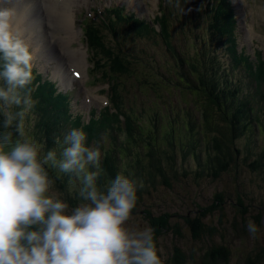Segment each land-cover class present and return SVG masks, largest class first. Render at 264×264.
Masks as SVG:
<instances>
[{
	"label": "clouds",
	"instance_id": "clouds-1",
	"mask_svg": "<svg viewBox=\"0 0 264 264\" xmlns=\"http://www.w3.org/2000/svg\"><path fill=\"white\" fill-rule=\"evenodd\" d=\"M13 3L0 0V264H162L152 228L129 223L136 180L118 172L99 185L98 142L89 146L84 129L72 128L57 141L59 155L56 148L42 154L26 133L34 52ZM46 165L80 182L81 202L70 211L50 192ZM247 231L255 238L259 230L249 221Z\"/></svg>",
	"mask_w": 264,
	"mask_h": 264
},
{
	"label": "trees",
	"instance_id": "trees-1",
	"mask_svg": "<svg viewBox=\"0 0 264 264\" xmlns=\"http://www.w3.org/2000/svg\"><path fill=\"white\" fill-rule=\"evenodd\" d=\"M230 27L232 28V26ZM228 52L232 62L227 71H229V75L232 78L236 76L233 73L235 63H237V60L243 55L238 53L235 44L229 47ZM113 62H118V57H115ZM190 68L192 72H198L199 74L197 82H192L189 90L196 91L201 99L200 113L202 122L201 130L192 131L189 143L184 142L181 145V149L186 147L181 153L182 156H186L191 151L194 153L198 163L197 173L199 176L207 171L206 173L213 179H217L231 167L239 166L241 161L244 162L252 156V151L250 149V147L252 148L251 144L255 143V139L258 138L259 133L264 134V95L246 92L240 81L235 83L230 81L228 86H221L218 84L217 76L214 75L211 67L208 72L202 70L201 66H192ZM192 72H190L189 75L185 74L184 77H191L193 80ZM204 79L206 81L208 80V84H206L207 82ZM212 80L214 83L211 82ZM206 85L209 89L211 88V90H209ZM36 103V106L42 109V116L37 123V126H39L38 136L40 135L41 139H44V141L42 143L39 142L40 140L34 137V134L31 135L28 133V135H31L47 150L55 148L52 145L54 143L53 136L55 133L61 132V126L56 114L61 115L62 111L56 109L55 112L49 114L46 112L48 108L47 104H45L47 103L46 101L39 99ZM0 115L2 116V112H0ZM132 121L135 123L136 128L134 130L136 131L140 126L134 119H132ZM2 122L3 120L0 119V124H2ZM112 122V119L107 115H103L102 119L92 120L87 125V131L90 136L89 140L91 141L94 139L100 145L101 135L105 132H107L111 138ZM15 123L14 121L13 124L15 125ZM190 127L192 130L196 127V124L191 123ZM10 130H12L15 135V128L12 127ZM202 132L205 134L200 139ZM245 134L251 136H248L249 140L245 142L244 146L246 151L243 152L241 148L236 146V141L239 138L242 139ZM201 147L204 148V152L206 153V155L204 153V160L206 162L201 159ZM166 150L167 149H164L161 152L155 147L154 142L148 143V148L146 149L148 157L147 167H150V174L154 176L155 174H160L164 184L169 185L162 161L163 158H165L168 165L171 166L175 162V152L171 149V153H166ZM249 166L252 170H264V146L255 154ZM101 168L102 174L98 180L101 186L104 185L107 179L114 178L118 172L122 171L119 158L110 153H107L105 159L101 162ZM199 168L202 169L199 170ZM46 169L49 173V177L58 184L61 190H68L69 184H74V175L62 173L56 167L49 166L46 167ZM133 173L135 176L138 175L136 176L137 178H133L137 182V203L132 210L131 216L139 214L138 217L142 218L138 219L136 217L130 220L129 223L135 220H137L136 223L142 221L143 224L141 226L137 225L135 222L133 226L139 228H152L162 264H264V244H260L259 241L256 242L249 251L240 255L236 261H233L235 247H233L227 240L228 238H226L232 231L235 232L237 238L247 237L249 235L247 225L250 221V213L253 210L249 207L250 204H246V201L243 200L246 198L243 192L239 193L235 188L233 191L230 189L221 190L215 194L213 199L214 202L212 203L218 205V208H210L205 212L196 211L195 215H201H199L197 222L193 226H189L191 229L189 238L191 237L192 241L193 239L198 240L201 239L203 235L207 234L209 236L204 238L207 239L206 242L210 241V244L205 248L197 249L193 244L187 242L188 246L186 245L183 249L182 246L178 244L179 239L185 236L181 229L182 226H178L177 224L171 225L169 222L171 216H169V218L156 217L153 211L143 208L147 205L145 198L149 193V182L154 181V178L149 179L147 174L142 171L133 170ZM126 174L130 176V174ZM223 193L227 195V200H225V195ZM66 199L72 206H77V199L75 197L72 198V196L66 194ZM225 201L229 204L231 210H235L231 219H229L230 212L228 213L224 210L225 207L220 208L219 206V204ZM216 209L220 210L218 222H204L205 215H207L206 213H211ZM260 217L261 212H258L254 220L258 225L261 223ZM184 219H186L187 223L190 222V217L188 215H186ZM169 230L172 231L166 232ZM225 230H227L226 233ZM164 232L166 234L172 233L173 237H175V241L169 247L161 243L165 241L164 236H161L165 234ZM217 237L219 239H216Z\"/></svg>",
	"mask_w": 264,
	"mask_h": 264
},
{
	"label": "rangeland",
	"instance_id": "rangeland-1",
	"mask_svg": "<svg viewBox=\"0 0 264 264\" xmlns=\"http://www.w3.org/2000/svg\"><path fill=\"white\" fill-rule=\"evenodd\" d=\"M74 1V0H67V2ZM251 4H255V0H251ZM248 0H246L245 6L248 8L251 5ZM262 7H264L262 5ZM246 18H249L248 22V28L252 30L251 36L250 34L244 32L241 35V43L246 44V51L252 53L254 49L258 50L259 48H262L264 45V9H262L260 12L254 13L251 10H247ZM37 17V14L34 13L33 15H28L29 22L32 21L34 26L35 22L34 19ZM49 22L48 26H54L55 27V33L56 37H58V30L60 27L64 26L66 31H68L67 36L70 37V34L73 35L72 32H76V29L78 28L79 24L72 21V20H62L61 21V15L59 11H42L40 13L39 18L37 19V22L41 24L43 27H48L46 25V22ZM27 26L29 27V24L27 23ZM204 26L198 25L196 27L195 31V43L192 45H184L183 48L186 51L194 52L197 48H201L202 46L206 47L207 45H211L212 49H215L214 52L218 56V58L226 63L229 59L227 51L224 47H220L217 45V42L213 40H209L208 44L205 39H201V33L204 30ZM34 28L33 30H35ZM49 29H47L45 35L47 37V32ZM174 35L177 34V30L173 29ZM26 36V35H25ZM183 39L185 42L190 43L191 38L187 36L186 34H183ZM29 39V38H28ZM37 37L32 38L30 40L35 41ZM61 39L64 41L71 42V39L65 38V32H63V35L61 36ZM146 39L139 36H133L126 39V47L129 50L136 49V50H142V49H150L152 51V54H155L154 59L156 60L157 64V72L160 73L162 71L161 66L164 62L167 61L166 58L159 57L163 51L161 50L160 46L157 44L150 45L149 43H146ZM40 43L39 41H36ZM174 40L170 41H163L164 47L168 50V56L172 59L177 60L178 55L173 51L174 46ZM121 46L122 44L119 43ZM125 47V46H124ZM214 47V48H213ZM176 49L179 51L181 56L188 58L190 55L188 53H185L180 46H177ZM73 48L70 50L69 53L73 52ZM128 55H132L131 52H127ZM88 57V55H87ZM150 57L144 56L143 60L137 59L138 62H140L143 66V69L140 68V63H137L132 68L130 65H127L131 70H135L137 72H141L139 75L142 77H147L148 74L154 73L157 76V79H161V82H159V85L155 86V91L161 92L165 91H172L175 89L174 83H167L164 80V77L158 75L154 68L147 62L150 61ZM102 61L107 64L108 60L104 57H102ZM152 61V60H151ZM43 62L40 61V58L37 55L36 65L37 67L42 66ZM135 64V63H134ZM134 72V71H133ZM114 77H121V80L124 83L125 90H123V94L126 98V102L129 101V93L130 90L132 91V95H135L136 90L133 88L134 83H138V80L141 79V77L135 78V76H138L136 73H121L114 75ZM149 78H151L149 76ZM153 80V79H151ZM141 86L138 87L140 92L144 93H150V94H156L155 91H153L151 88L153 86L146 85L144 86L143 83L139 82ZM152 92H151V91ZM138 95L133 96V101L136 102L138 100H142L147 105V116L149 120H153L155 117L159 116V113L157 111H152V108H155L160 106L161 112L165 113V108L163 105H166L169 103V100L171 98L174 100V106H178V99H184L186 104L183 105V108L191 109V115L193 116L195 120H200L199 111L194 110L195 105L193 104L194 96L192 93H186V92H179L178 94L175 93V91H172L171 96L168 97L167 100H161L159 102H155L153 98L150 96H140L136 97ZM76 99V97L73 99V101ZM72 101V102H73ZM80 105V103H79ZM74 108H77L79 106L73 105ZM156 107V108H157ZM155 108V109H156ZM198 108V105H197ZM155 112V113H152ZM0 119L3 120L4 117L0 115ZM33 128H30L32 130ZM184 133H186L185 130H183ZM189 132V131H188ZM28 134V133H27ZM258 138L255 139V143L251 144L252 148L250 147L252 151V156L245 160L244 162H240L239 166L231 167L227 171H225L221 177L217 179H213L208 173L204 172L201 176L197 173L198 163L196 161V158L194 154H187L186 157L182 156V153H176L175 154V162L169 166L168 163L162 161L163 168L165 169V176L168 180L169 185L164 184L162 176L160 174L152 175L150 174V167L146 168V174L149 177V179L154 178V181L149 182V193L146 195L145 201L147 203L146 206L143 208L148 209L150 211H153L156 217H163V218H169V222L171 225H178L182 226L181 229L184 233V237H181L178 241V244L182 246L184 249L185 246L188 243L193 244V246L197 249L205 248L210 244L209 242H206V236H209L207 234L203 235L201 239L195 240L190 237L189 238V232L190 227L193 226L199 217V215H195L196 211L198 212H205L206 210H209L210 208H218L216 204H212L214 202V196L216 193L220 192L221 190H238L239 193L243 192L246 195V198L243 199L246 201V204H250V208L253 210L250 213V221L254 222L256 215H258V212H261L260 222L259 225L254 222L258 228V233L256 235V239L253 238L250 234L247 237H236V234L234 231L230 232L226 238L227 240L232 244L233 247H235V254L233 255V261H236L240 255L243 253L249 251L253 245L256 244V242L259 241L260 244H264V170H252L249 166V163L253 160L255 157V154L259 152L261 147L264 146V134H258ZM251 135L245 134L242 139H238L236 141V146L242 149L243 152L246 151L245 142L249 140V137ZM255 138V136H254ZM170 142H165L162 147L170 148L169 145ZM175 147L177 150H179L178 141L175 140ZM204 150L201 151V155L204 156L203 153ZM128 159H126L127 161ZM158 176V177H157ZM161 179H160V178ZM50 178V177H49ZM158 178V179H157ZM170 178V180L168 179ZM160 179V180H159ZM52 185L50 188V192H55L60 195L62 199H64L69 204V211L75 207L72 206L66 199V193L65 191L61 190L60 187H58V184L51 179ZM74 181H76L77 188L80 189L79 183L76 178H74ZM160 181V182H158ZM69 190L72 191V186L70 185ZM225 200L226 199V194ZM234 194L236 195V192L234 191ZM263 201V202H262ZM81 202V199L77 202V205ZM262 202V203H261ZM220 208L225 207L224 210H226L228 213L230 212L229 219L232 218L233 212L235 210H231V207H229V204L225 201L224 203L219 204ZM230 208V209H229ZM220 210L216 209L211 213H206L204 218V222L206 223H217L218 218L220 215ZM204 214V213H203ZM202 214V215H203ZM188 215L190 217V222H186V219L184 217ZM138 215H132L130 220H133L134 218H142L138 217ZM134 222L136 223L137 220L131 221L130 224L134 225ZM137 225L141 226L143 222L136 223ZM172 230L166 231L170 232ZM227 230H225V233ZM165 233V232H164ZM161 236H164L163 244L171 246L172 243L175 241V237H173L172 233L168 234H162ZM216 239H219L218 237ZM193 248V247H191ZM189 250V249H188Z\"/></svg>",
	"mask_w": 264,
	"mask_h": 264
},
{
	"label": "bare ground",
	"instance_id": "bare-ground-1",
	"mask_svg": "<svg viewBox=\"0 0 264 264\" xmlns=\"http://www.w3.org/2000/svg\"><path fill=\"white\" fill-rule=\"evenodd\" d=\"M22 2L24 3L23 0H22ZM23 12H26V14H27L28 11H27V7H26V6H24L23 9H22V11L17 15V22H18V24H19L20 29H22V28L24 27V22H25V21H29V20H28V17H25V18H24V17L22 16V13H23ZM30 33H31V31H30V29H29L28 34H25L29 39H32V38L37 37V36H35V35H33V34H30ZM36 43H38V42H36ZM39 44H41V43H39ZM81 47H82V46H81ZM37 49H39L41 52L43 51V47H42V46L39 47V48H37ZM73 51H74V50H73ZM81 55H83V51H80V56H81ZM86 57H87V55H86ZM204 80H205V79H204ZM205 81H206V80H205ZM205 81H203V82H205ZM207 81H208V80H207ZM207 81H206V82H207ZM209 82H210V81H209ZM211 82H213V80H212ZM213 83H214V82H213ZM206 84H208V82H207ZM218 84H219V83H218ZM202 85H203V84H202ZM212 85H213V84H212ZM209 86H210V85H209ZM224 86H225V85H224ZM224 86H223V87H224ZM206 87H207V85H206ZM210 87H211V86H210ZM220 87H221V86H220ZM229 87H231V86H229ZM229 87H228V88H229ZM233 87H234V86H233ZM207 88H208V87H207ZM218 88H219V87H218ZM234 88H235V87H234ZM234 88H233V89H234ZM208 89H209V88H208ZM208 89H207V90H208ZM221 89H222V88H221ZM221 89H220V90H221ZM209 90H211V88H210ZM217 90H218V89H217ZM223 90H224V89H223ZM215 91H216V90H215ZM217 92H218V91H217ZM221 92H222V91H221ZM215 93H216V92H215ZM218 94H219V93H218ZM218 94H216V95H218ZM219 95H220V94H219ZM211 97H212V96H211ZM212 98H213V97H212ZM220 102H221V101H220ZM36 104H37V103H36ZM197 144H198V143H197ZM41 146L43 147V145H41ZM203 149H204V148H203ZM203 153H205V152H203ZM205 155H206V153H205ZM205 158H206V157H205ZM202 159H203V161H205L204 158H202ZM205 162H206V161H205ZM203 164H205V163H203ZM203 164H202V165H203ZM203 167H204V165H203ZM205 168H206V167H205ZM205 168H204V169H205ZM200 169H202V168H199V170H200ZM205 170H206V169H205ZM206 172H207V171H206ZM157 177H158V176H157ZM159 178H160V177H159ZM157 179H158V178H157ZM160 179H161V178H160ZM160 179H159V180H160ZM162 179H163V178H162ZM168 179L170 180V178H168ZM158 182H160V181H158Z\"/></svg>",
	"mask_w": 264,
	"mask_h": 264
},
{
	"label": "water",
	"instance_id": "water-1",
	"mask_svg": "<svg viewBox=\"0 0 264 264\" xmlns=\"http://www.w3.org/2000/svg\"><path fill=\"white\" fill-rule=\"evenodd\" d=\"M92 40H96V38L95 37H93V39ZM97 41V40H96Z\"/></svg>",
	"mask_w": 264,
	"mask_h": 264
}]
</instances>
